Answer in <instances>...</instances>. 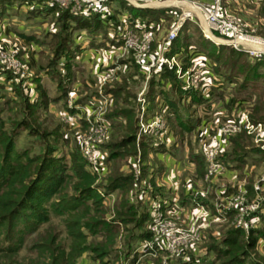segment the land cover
I'll list each match as a JSON object with an SVG mask.
<instances>
[{"label":"trees","instance_id":"16d2710c","mask_svg":"<svg viewBox=\"0 0 264 264\" xmlns=\"http://www.w3.org/2000/svg\"><path fill=\"white\" fill-rule=\"evenodd\" d=\"M27 1H32L33 5L39 4V6H33L26 11V18H32V20L33 18L51 19L59 24V32L62 34L61 40L53 51L54 58L47 60L44 64L46 75L51 81L56 82V91L59 94L50 99L44 94L39 83L40 80L32 79L35 86L34 94L31 96L24 83L22 84L19 79L15 81L12 76L14 74L6 70L0 71V86L3 88L10 86L8 87L10 93L19 96L30 111L44 109L49 100L61 101L62 99V108L66 111L63 103L74 81L70 73L72 69L76 68L74 65L75 56L79 51L77 45L71 44V32L83 28L95 30L99 27L101 24L99 11L101 9L97 8L91 13L85 9L78 13H71L68 10H61L54 5H47L36 0H0V18L5 13L7 2H16L19 5ZM119 3L118 15L125 14L129 18V22L143 18L140 23L142 29L153 27L154 22L172 19V11L168 13L167 9H139L125 4L124 1H119ZM188 27L191 30L194 28L196 34L193 41L195 48L205 59L213 56L212 59L218 62L220 58L230 57V64L227 67L225 66L227 64H219L218 67L224 66L225 70H228L230 78L223 82V88L230 89L236 99H240L244 95L249 97L264 88V62H250L246 55L235 52L229 47L215 46L213 42L203 37L201 29L195 22L185 21L182 24L176 39L170 45V53L181 49L186 54L188 50L193 48L190 46L183 47L181 44V40L186 41L185 38L194 37L192 34L189 35ZM18 36L37 45L34 35L25 37L24 34H18ZM111 44L117 45L119 41ZM60 58L63 60V68L66 72L62 77L55 70ZM186 59L184 58V63ZM125 63L129 66L132 65L131 62ZM134 69L136 70L135 67ZM204 79L212 82V78L209 76ZM209 81L205 82L210 83ZM166 83L169 84L167 89ZM210 90L216 96L222 95L221 91L215 89L214 86H211ZM103 92L113 99L111 113L105 115V119L109 122V128L111 130L116 129V135L123 134L117 143L114 142L110 147L108 145L110 153L104 161L109 162L120 156L124 157L123 160L127 164L128 158L134 154L135 118L133 117V109H120L119 106L128 104L129 95L119 87L108 89L104 86ZM86 95L79 99V103L88 97L95 96V92ZM155 97H160L167 106L166 124L171 129L177 146H181L185 140L184 135L191 133V126L188 124L189 122H186L188 112L190 110L195 111V106L204 105L207 102L196 91H183L174 74L164 67L153 72L148 81L146 99L152 107ZM247 115L251 123L264 125V95L259 97L251 107H248ZM114 118L124 120V127L113 124ZM190 121L195 124L196 119L191 118ZM25 128H28V125ZM59 131L62 138L65 135L62 123L55 127L53 133L43 134L34 133V131L33 133L40 137L52 135V139L55 140L57 138L55 132ZM153 144L149 139L140 142V150L142 148L145 150V157L149 150L171 152L172 147L165 148L163 144L158 142ZM250 144L251 138L243 132L230 136L226 144L229 151L225 147L218 156V162L221 157L225 160H234L237 167L240 163H244L247 154L253 152L254 157L262 156L261 165H263L264 151L257 147L250 148ZM104 147L105 145L102 146V149ZM123 148L125 150L120 152L119 150ZM187 148V161L195 169V175L192 174L190 177L201 180L204 173L203 158L190 145ZM53 153L54 147L45 145L42 155L28 156L25 151L14 150L11 137L6 134L1 135L0 234L3 239L0 243V264H77L78 260L86 253L90 255L91 264H97V262L98 264H110V260L103 261V258L113 253L117 243H119L117 239L121 240V247L124 248V251L122 250L121 255L114 253L115 255L112 257L114 262L126 260L129 259V256L135 255L134 247L149 237L147 224L150 219L144 205L139 200L130 202L128 199V193L135 184L133 177L114 172L112 175L97 181L96 176L87 170L77 149L75 154H72L68 167L63 157H57ZM256 160L255 157L254 161ZM220 163L223 165V161ZM153 166L150 173L151 182L162 172L161 166ZM146 169L144 165L142 168L143 178L146 176ZM245 188L250 196H255L251 180L247 182ZM115 191L120 196L113 205L112 216L108 218L106 216L108 210L103 205L104 197ZM261 193L264 194V191ZM204 196L189 198L180 189L178 191L179 205L190 208L194 203H199L211 209V204L207 203V199H214V193L210 192L206 199ZM228 213H233V210L228 209L226 215ZM51 215L63 218V237H61V233L54 231H43L44 236H41L40 227L46 226L50 222ZM249 218L252 223L247 230L246 238L248 247H252L256 245L258 240L264 239L259 231L260 226L264 227V199L261 201L259 210ZM241 231L242 229L236 225V227L219 235V238L210 236V243L205 248V252L198 255L196 260L194 258L189 261V264H214L215 258L219 257L230 258L229 263L225 264L241 263L240 257L233 256L231 251L232 247L235 250L238 249L236 242L239 236H243ZM89 237H98L100 240L88 244ZM26 238L32 239L30 247L25 245ZM134 260L135 257L133 256L131 260L129 259V263H133Z\"/></svg>","mask_w":264,"mask_h":264},{"label":"built area","instance_id":"2783aa9c","mask_svg":"<svg viewBox=\"0 0 264 264\" xmlns=\"http://www.w3.org/2000/svg\"><path fill=\"white\" fill-rule=\"evenodd\" d=\"M36 1L54 5L58 9L68 10L71 13H78L82 9L92 12L99 8L100 3L106 0ZM122 1L127 2L128 5L134 8L143 9L149 5L145 3H156L159 0ZM189 5L195 12H183L180 16L178 15L167 34L157 40H154L150 32L142 30L141 21L130 22L129 26L123 28L121 33L118 34L119 44L110 46L108 52H110L112 58L117 59H123L129 52H132V64L138 70L139 75L146 78L143 79L145 83L135 97L136 132L134 134V146L136 153L127 162L136 182L133 186L134 197L144 205L150 219L147 224L149 237L137 246L136 252L141 255H153L156 252H163L170 256H181L187 261H192L198 256V253L194 251L197 243L201 240L203 231L214 221L208 208L204 205L194 203L190 208L179 205L178 188H181L183 194L189 198L205 195L204 190L192 186L189 178L186 177L182 181L181 178H178L179 181H174L175 179L172 178L174 183L172 189L167 193L160 187L161 182H163L162 176H165L164 171L154 178L153 182L150 181L152 165L149 160L145 162L147 173L143 178L142 168L144 165L141 158L140 142L149 139L155 145L157 142L161 143L158 141L160 138L165 139V136L168 135L165 120L166 107L158 108L160 109L158 110L155 106L154 111L149 108L150 104L146 99V81L150 74L160 67H164L174 74L183 91H196L206 102L212 99V92L209 91L211 85L205 82L207 80L204 79L210 75V66L203 55L200 54L191 58L188 51L185 54L181 49L170 53V45L176 39L178 31L185 21L195 22L198 20L201 25L199 28L205 39L242 53L246 55L249 61L264 62V38L258 36L253 27L243 24L235 15L230 13L221 0L190 2ZM34 6H39V4ZM172 8H176V6L172 5ZM110 9L109 3L105 6V9H101V22L110 18ZM171 10L167 9V12L170 13ZM160 24L162 22H154L152 26L157 29ZM208 34L210 37H208ZM214 40H219V42ZM153 43H155V46L151 47ZM11 52L12 54L0 48V71L6 70L14 74L21 73L23 69L22 61L14 57V50ZM184 58H187L185 63L183 62ZM123 67L124 64H112L104 67L98 75L94 89L95 96L86 98L82 103H79L78 89L73 81L64 99L66 111L62 109L59 115L64 131H75L74 143L76 149L87 170L96 176L97 181L104 176L103 170L106 167L100 150L109 135V123L105 119V115L112 103L111 99L103 92L104 86L119 75ZM215 126L216 129L209 126L204 130H195L193 133L195 151L202 156L204 162L201 183L211 182L222 173L218 156L226 147L227 139L230 136L243 132L251 138L257 148L264 151V125L251 123L245 112L241 111L236 119H227L220 125ZM188 164L190 165V163ZM185 172L190 171L185 169ZM263 179L261 178L252 186L255 195L252 200L246 201L243 194L240 193L233 198H229L226 202L217 201L214 204L216 213L219 214L226 208L234 210L237 226L244 231L248 230L252 220L250 218L248 220L242 219L243 214L258 210V203L260 202L258 195L262 192ZM129 201L132 202L130 194ZM181 215L183 220H180ZM208 217H211L212 221H208ZM191 251L192 256H188L187 252Z\"/></svg>","mask_w":264,"mask_h":264},{"label":"rangeland","instance_id":"374dc122","mask_svg":"<svg viewBox=\"0 0 264 264\" xmlns=\"http://www.w3.org/2000/svg\"><path fill=\"white\" fill-rule=\"evenodd\" d=\"M119 1L122 2V0H119ZM119 1L118 0H106L102 3H100L98 9H102V10L105 9V6L109 3V7L111 8L110 9L111 16H110V18L104 20L103 22L100 21V23H101L100 26L97 27L95 30H88L86 28H83V29L73 30V32H71V40H72L71 44L74 43L75 45H77V47L79 48V51H77V55L75 56V64L74 65L76 68L71 70L70 75H72L71 77L73 79H79L77 82L79 83L78 87L80 90H79L78 95L80 98L87 96L86 94L92 93L96 87V86H93L90 88V90L88 88H85L84 84L81 82L82 79H89V80L90 79H97L95 76V73H97V76H98L99 72L104 69V68L98 69L95 72L94 68H91L89 65H86L85 62L82 61L81 57H82L83 53L89 49V50L94 52L93 54H98L100 56L99 58L103 59L104 54L102 55V53L109 51V49H108L109 44L113 43V41H115V42L119 41L118 40L119 39L118 34L121 33L123 28L129 26V23H130L128 21L129 18L124 17V16H126L125 14L118 15V13H117V10H118L119 4H120ZM169 1H171V0H159L156 3H150V2L145 3L146 5L147 4H149V5L147 8H145L146 6L143 8V9H153V10L154 9H156V10H161V9L170 10V9H172L171 10L172 14H173L172 19H170V20L164 19V22H162V24L159 25V28L156 29L155 27H149V28L142 29L144 31L150 32L153 35L154 40H157L158 38L163 37V36H165V34H167V32L169 31V29L172 26L174 18L176 19L178 15L180 16V14L184 12V6H188L189 9L191 10L190 12L192 13L195 11L189 5L190 2H210L211 0H176L177 2L174 0L178 4V5H174V6H176V8H172L173 4L162 5L164 3H168ZM221 1L226 6V9L228 11H230V13L235 15L243 24H247V25L253 27L255 30V33L258 36L264 38V1H255V0H221ZM124 3L128 4L127 2H124ZM16 5H17L16 2H12V3L7 2L5 4V7H6L5 13L1 16L0 23L3 25V27L6 31H9V30L13 31L12 27H17V26L23 27L24 32H25L24 33L25 37H30L31 35H34L33 37L36 38L35 41L37 43V45L35 44L34 46H36V50H39V49L40 50L36 54L38 63H37V65L32 66V64H29V62L25 61L22 58L23 53L19 49H23V48H21L17 45L16 48L14 49V51H16V52H14L13 55L15 58L21 59L23 69H22L21 73H18V74L13 73L14 75H12V76L14 77L15 81L19 79V81H22V84L24 83V86L26 87L28 93L31 96H33V94H34V86H35L32 79H39L40 80L39 83H40L42 89L44 90V94L47 97H49L50 99L55 98L59 94L58 91H56V82L51 81L49 79V76L46 75V72H45L46 70L44 69V64L46 63L47 60L54 58L53 57V51H54L55 47L57 46V43L60 42V40H61L62 34H61V32H59L60 31L59 24L57 22H55L54 20H51V19L45 20V18H42L41 20L45 21V22H42V23H45V26L41 27V26H39V24H36V21H38L36 19H39V18H33V20H32V18H26V17L24 18L22 15L23 14L22 10H18ZM33 6L34 5H33L32 1H27L23 4V8L25 10H29ZM99 12L101 13V11H99ZM89 13H91V12H89ZM19 14H21V15H19ZM24 16H26V12L24 13ZM136 20L142 21L143 18L136 19ZM133 21H135V20H132V22ZM195 23L198 25V27L201 26L198 20L195 21ZM192 29L193 30H191V28L188 29L189 35L192 34L194 36V35H196L195 30H194V28H192ZM53 33H55V34H53ZM35 34H37V35H35ZM22 37H24V36H22ZM194 38H195V36L190 37L188 39L185 38L186 41L181 40V44H183V47H188V46L193 47L191 49H195V51L198 52L195 48V43L193 42ZM217 42H219V41H217ZM155 43H156V41H155ZM155 43H153L151 45V47H154ZM214 44L217 47L219 46L216 43H214ZM223 46H225V45H223ZM1 49L12 54L11 51L13 49H6V48H1ZM16 49H18V50H16ZM190 50H188V51H190ZM28 53H30V52H28ZM198 53H200V52H198ZM36 56L34 55V56H32V58H29V59L35 60ZM132 57H133L132 52H129L128 55L123 59H117V58L113 57L111 59L110 63H112V64H125V62L133 63ZM212 58H213V56L209 57V59H206L208 65L212 66L211 70L209 68V74H210L209 77L212 78V82H210L207 79L206 80L210 82L208 84L211 86L215 87L214 82L215 83H222V86H223V82H225L226 79L230 78L229 72H228V70H225L224 66L218 67V65L219 64H222V65L227 64V65H225L227 67L230 64L229 61L231 59L229 56H227V57H223V58L218 59L219 61L216 62ZM122 61H125V62H122ZM250 62H252V61H250ZM132 65H130V67H129V72L131 75H133L135 72V69H134L135 66L133 65L134 67H132ZM63 66H64L63 60H62V58H60L59 61L57 62L55 70L60 74L61 77L64 76L66 73ZM122 69L123 70L121 71V73L119 75L115 76L113 78V80L108 82L105 86L108 87V89L119 87V88H122L125 90V93L129 95V98L127 100L128 104L126 106L120 105L119 108L120 109H122V108L123 109H133V114H134L133 117L135 118V113H134L135 97H136V94L140 91L143 84L145 83V81L144 80L141 81V79H146V78L145 77H138L137 81H135V80L133 81L129 77H127L125 74V70H127L128 67L122 68ZM149 79H151V74H150L149 78H147L146 87L148 86ZM154 79H156V78H154ZM123 83H125V84H123ZM228 84H229V82H228ZM167 85L168 84H166V89H167ZM8 87H10V86H7L5 88L0 86V139H1L2 134H6L8 137H11L12 141H13V145H14V150L25 151L28 156L42 155V153L44 152L45 145H52L54 147L53 155H55L57 157H61V158L63 157L64 162L67 164V167H68L70 165L71 156H72V154H75V150H76L75 149V143H74L75 131H65V133H64L65 135L62 137L63 139L60 136V131L55 132V135L57 136V138H55V140L52 139L53 138L52 135H50V136L46 135V136L40 137V136H35V134H34L35 132L36 133H43V134L53 133L55 127L59 123H62L59 115L63 109L62 108V106H63L62 100L63 99L61 101L60 100L59 101H50L49 100L48 104H46V107L44 109H40L37 111H30V110H28L26 105H24V101L22 99H20L19 96H15L14 94L10 93ZM219 87H221V86H219ZM215 89H216V87H215ZM17 91H19V90L17 89ZM209 91H210V89H209ZM230 91H231L230 89H224V88L222 89V92H221L222 95L218 96V102H217L216 106L220 107L221 106L220 103L224 102V98L230 96V94L232 96H234L233 93ZM120 95L122 97V94H120ZM263 95H264V88L256 91L254 94L250 95L249 97L248 96L245 97V95H244L241 99H243V101L246 103L245 108H247V107H251L255 103V101H257L258 98L263 96ZM211 97L216 98L217 96L215 94H211ZM109 98L111 99L112 103H111V107L109 108V110L107 111L106 114L111 113V109L113 106V99L111 98V96ZM212 100H210V103ZM18 103H19V105H18ZM152 104H153V106H156L158 104V106L162 107V105L165 103L160 97H155L154 103H152ZM222 106H223V104H222ZM200 109H202L206 112L212 111L210 107L204 106L203 104L200 106H197V107L195 106V111L193 112V114L195 116H193V114H192L193 119H195L197 116L199 117L197 112ZM247 117H248V115H247ZM107 122H108V120H107ZM113 122H114L113 124H115L117 126L124 127L125 122L121 118H114ZM134 122H135V120H134ZM211 123H213V124L215 123L216 125H220L222 123V121H220V118H217L216 120H214V122H211ZM27 125H28V128H25ZM33 131H34V133H33ZM116 131H117L116 129L111 130L109 128V135H108L107 141L104 144L105 147L102 149V146H101L100 151H101L104 159L106 157H108V155L110 153L108 145L110 147V145L113 144L114 142L117 143L120 140V138L123 136L122 133H120V135H116V133H117ZM135 132H136V127H135ZM184 138H185V140H183V142L185 143V145L187 147H189V145L192 144L193 135L186 134V136L184 135ZM162 143L166 146L170 145L168 143V141H166V140L165 141L162 140ZM253 147H256V146L251 140L250 148H253ZM178 148H179V145H178ZM226 149H227V151H229L228 147H226ZM121 150L124 151L125 148L120 149L119 151L121 152ZM133 153L134 154L131 155L130 157H133L136 153L135 146H134ZM152 153H154L153 157L151 155ZM141 154H142L141 158H142L143 165H145L147 158L145 157V150L143 148L141 149ZM146 154H147V157L153 158L154 162L161 163L162 162V154L167 155V152H154L153 150H149ZM252 154H253V152L247 154L246 157L244 158L245 159L244 163H240V165L237 167L235 165L234 160H225L222 157L220 158V161L221 162L223 161V163H222L223 165H221V163L219 161V163L222 167V173H220V176L223 175L225 172L230 173L234 177V178L230 177L231 180L233 181V183H230V184H226V182L221 183V182H219V179H220L219 177H217L216 179H213L211 182H208V183H203V182L201 183V180H199L198 178L192 179L190 176L192 174L195 175V169L191 163H190L191 170L189 169L190 172L183 173L182 176L179 177V179L181 178L183 180L184 175H187V178L190 179V182H192V186L194 188L204 190L205 199L207 198V196L209 195L210 192L213 193L214 191H219V192L229 191L230 192L229 198H233L235 195L241 193V194H243V197L246 199V201H250L253 199V197L247 193L245 185L250 180L252 181V185H254V183L258 182L261 178H264V163H263V165H261L262 156H260V155L255 156L257 160L254 161L255 157ZM123 158L124 157L119 156V157L112 159L109 162L104 161L106 167L103 170L104 176L102 178L107 177L108 175H112L114 172L115 173H121L123 175H130L131 177H133V174L130 170V167H128V165L125 163ZM168 158L169 157L166 156V161L169 163ZM152 167H154V166L152 165ZM234 167H236V169H233ZM263 181H264V179H263ZM219 184H223V185L221 187H219ZM232 186L234 187V189H237V190L234 191L232 189ZM237 187L238 188L242 187V189L239 190ZM262 187H263L262 188V192H263L264 191V184ZM129 194H130V199H132V202H135L136 199L134 197L135 196L134 187H132L131 191L128 193V199H129ZM107 196L104 197L103 205L108 210L106 216H108V218H110L112 216L113 205L116 202L117 198L120 196V194H118V192L115 191L112 194L107 195ZM258 198L260 200V202L258 203V210H259V207L261 205V201H262V199H264V194L259 193ZM217 201H218V199H216V198H214V199L208 198L207 199V203L211 204V209L209 207H207V208H208L209 214L212 216V220L214 222L212 224H210L203 231L202 236H201V240L199 243H197V246H196V249L194 252L198 253V255L201 254L202 252H205V248L210 243V239H209L210 236L213 235V236H217L219 238L220 237L219 235L223 234V232H225L231 228H234L237 225L236 224V213L234 212V210H233V213H228V215H226V212L230 208H226L225 210H223L219 214H217L215 212L214 204L217 203ZM258 210H256L255 212H257ZM255 212L243 214L242 219L248 220L249 217L252 214H254ZM223 219H225V220H223ZM180 220H183L182 215L180 216ZM62 221H63V218H59L57 216L51 215L50 216V222L46 226L40 227L39 231H40V233H42L43 231L44 232L45 231L59 232V233H61V237H63ZM259 231H260V233H262V236H264V227L260 226ZM241 232L243 233V236H239L237 239V242H236V244L238 245V249L235 250L233 247L231 248L232 255L238 256L242 260L241 263H237V264H264V239L258 240V242H256V245H254L252 247H248L247 238H246L247 230L246 231L242 230ZM207 235H209V237H207ZM41 236L43 237L44 234L42 233ZM2 239H3V237L0 234V243H2ZM99 240H100V238H98V237H89L87 242H88V244H92L93 242H98ZM117 241L119 243H117L113 253L106 258L104 257L103 261L110 260V264H130L129 259L131 260V258L134 256L135 260L131 264H189V261H187L184 258H181V256H176V257L170 256L167 253H163V252H156L153 255H148V254L141 255V254H138L136 252L137 247H134L135 255L129 256V259L117 260L116 262H114L112 260V257L115 254L121 255L122 252L124 251L123 250L124 248L121 247V244H122L121 240L117 239ZM134 243H136V242H134ZM31 244H32V239L26 238L25 245L27 247H30ZM191 254H192V251L187 252L188 256H192ZM197 257L198 256L195 257V260L197 259ZM211 259H212V257H211ZM229 259H230L229 257L215 258L214 264L229 263V261H230ZM90 260H91L90 255L88 253H86L83 255V257H81L78 260L77 264H91ZM97 264H98V262H97Z\"/></svg>","mask_w":264,"mask_h":264},{"label":"crops","instance_id":"0c3cea01","mask_svg":"<svg viewBox=\"0 0 264 264\" xmlns=\"http://www.w3.org/2000/svg\"><path fill=\"white\" fill-rule=\"evenodd\" d=\"M25 2H23L22 4H19V5H16L17 9L18 10H22V15L23 17L25 18L24 16V13L28 10H25L23 8V4ZM21 15V14H19ZM22 17V18H23ZM21 18V17H20ZM23 18V19H24ZM38 21H36V24H39V26L41 27H44L45 26V23H42V22H45L44 20H41L40 18L39 19H36ZM33 22V21H32ZM13 31L9 30V31H6L3 27V25L0 23V48H6V49H15L16 46L18 45L19 47L23 48V49H19L22 51V58L29 62V64H32L33 65H37V56L36 54L39 52V50H36V46H34V44H32L31 42L23 39V38H20L18 36V34H24V28L23 27H20V26H17V27H12ZM37 35V34H35ZM20 39V40H19ZM115 41H113L114 43ZM110 46H115L114 44H109V47L108 49H110L111 47ZM12 50V51H13ZM18 50V49H16ZM16 52V51H15ZM30 52V53H28ZM94 52L91 51V50H87L83 53L81 59L83 62H85L86 65H89L91 68H94V71L96 72L98 69H103L104 67H106L107 65L111 66L112 63L111 62V55H110V52H105V53H102V55L104 54L103 56V59H100L99 55L98 54H93ZM188 54L191 58H194V57H197L200 55V53L196 52L195 49H191L190 51H188ZM36 56L35 60H31L29 58H32V56ZM131 65V64H130ZM128 67L127 70H125V74L127 77H129L131 80H135L137 81L138 80V77H142L141 75H139L138 73V70L136 69L134 74L131 75L130 72H129V65L128 64H124V67L123 68H126ZM132 67H134L132 65ZM41 71V70H40ZM99 75V74H98ZM95 76L96 78L98 79V76H97V73H95ZM97 79H82V83L84 84V86L86 88H88L90 90L91 87L93 86H96L97 84ZM79 79H74V82L77 86V89H78V93H79V83L77 82ZM143 79H141L142 81ZM167 84V83H166ZM166 84H165V87H166ZM214 85L216 87V89H218L219 91L222 92V89H223V86H222V83H215L214 82ZM221 86V87H219ZM169 87V84L167 85V88ZM231 92V91H230ZM234 95V94H233ZM217 98V99H216ZM214 98L212 97V101L210 103V101H208L206 104H204V106H207V107H210L211 108V112H206L202 109L198 110L197 114L199 115V117L197 116L195 119H196V122L195 124L190 121L192 117V114H193V110L189 111L188 112V116L186 118V122H189L188 124L191 126V133L190 135H193V133L195 132V130H204L205 128L209 127V126H212L216 129V124H212L211 122H214V120H216L217 118H220V121H224V120H227V119H236L238 117V115L240 114V112H245L247 114V108H245V102L243 101V99H236L234 96H232L230 94V96L224 98V102L220 103L221 106L223 104V106L219 107V106H216L217 102H218V96ZM162 107H167L165 104L162 105ZM162 107L158 106V104L156 105V108H161ZM149 108L154 111L155 110V106H151L149 105ZM160 110V109H158ZM165 115H168V111H167V108H166V111H165ZM193 116H195L193 114ZM166 117V116H165ZM167 131H168V135L165 136L166 138V141H168V143L170 145L166 146L164 145L165 148H170L172 147L171 149V152L170 153H167L166 154H162V162L161 163H157V162H154L153 161V158L151 157H147V154H146V158L147 160L150 161V163L152 165H159L162 167V172L164 171V175L165 176H162V181L161 182V188L163 191H170L172 189V184L174 183V181H179L178 178L182 176V174L184 173L185 169H190V165L188 164L189 162L186 161L187 160V151H188V148L187 146L185 145V143H182L181 146H177V144L175 143V140H174V136L171 132V129L169 128V126L167 125ZM164 138H160L158 141L162 143V140L165 141ZM192 147V149L195 151V138L193 136V139H192V144L190 145ZM178 148V149H177ZM196 152V151H195ZM152 157L154 155V153L151 154ZM166 156H168L169 158V163L166 161ZM188 162V163H187ZM232 173V172H231ZM168 177V178H167ZM187 176H184L183 179H185ZM234 178L233 175H231L230 173L228 172H225L223 175L219 176V182H226V184H230V183H233V181L231 180V178ZM173 178V180H172ZM182 180V179H180ZM235 180V179H234ZM172 181V182H171ZM223 184H219V187H221ZM253 186V185H252ZM238 188V187H237ZM181 188H178L177 189V195H178V191L180 190ZM232 189L235 191L237 189H234V187L232 186ZM231 189V190H232ZM239 190L242 189V187L238 188ZM253 189V188H252ZM182 191V189H181ZM245 191V190H244ZM214 195H215V198L218 199V201H223V202H226L228 199H229V191H214L213 192ZM221 198V199H220ZM215 210V209H214ZM216 212V211H215ZM208 221L211 220V217H208L207 218ZM212 221V220H211Z\"/></svg>","mask_w":264,"mask_h":264},{"label":"bare ground","instance_id":"6f19581e","mask_svg":"<svg viewBox=\"0 0 264 264\" xmlns=\"http://www.w3.org/2000/svg\"><path fill=\"white\" fill-rule=\"evenodd\" d=\"M167 2V1H166ZM171 4H173V5H178L174 0H171V1H169L168 3H164V4H162V5H171ZM183 7V6H182ZM191 10L189 9V7L188 6H184V12L185 13H191L190 12ZM208 37H210V35L208 34ZM215 42H217V41H219V40H214Z\"/></svg>","mask_w":264,"mask_h":264}]
</instances>
